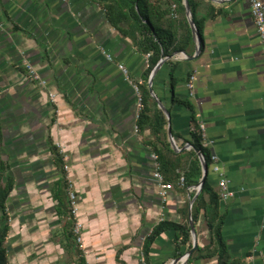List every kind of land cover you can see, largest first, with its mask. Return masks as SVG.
I'll list each match as a JSON object with an SVG mask.
<instances>
[{
    "label": "crops",
    "instance_id": "0c3cea01",
    "mask_svg": "<svg viewBox=\"0 0 264 264\" xmlns=\"http://www.w3.org/2000/svg\"><path fill=\"white\" fill-rule=\"evenodd\" d=\"M193 1L201 46L193 33L184 48L175 43L152 58L125 26L109 21L99 2L0 0V157L14 181L8 200L14 228L30 246L49 250L48 237L65 216L68 197L55 149L61 143L80 197L89 263L145 264L144 242L164 221L189 226L190 236L165 229L151 245L149 264H264V48L249 0ZM178 17L185 21L181 12ZM26 61L48 88L30 78ZM191 74L196 98L186 85ZM135 84L150 95L140 123ZM161 114L162 137L152 127ZM197 114L213 140L209 154L220 157L235 191L229 200L217 196L212 161L208 188L201 184ZM156 151L172 185L166 197L153 177ZM194 153L202 175L180 186ZM61 233L67 249V229Z\"/></svg>",
    "mask_w": 264,
    "mask_h": 264
},
{
    "label": "trees",
    "instance_id": "16d2710c",
    "mask_svg": "<svg viewBox=\"0 0 264 264\" xmlns=\"http://www.w3.org/2000/svg\"><path fill=\"white\" fill-rule=\"evenodd\" d=\"M99 2L106 11V15L111 23L114 25H123L125 30L138 44L140 50L145 54H150L152 58L158 57L160 54L168 53L170 46L178 43L179 48H184L188 43L193 42V32L190 26V22L185 14V0H92ZM175 3L177 5V12L184 15L185 21L182 23L179 17H174L170 8V4ZM193 18L195 19L197 27L198 22L195 17L196 5L193 0H190ZM124 31V30H123ZM184 31V32H183ZM155 65L153 62L150 68L145 74V79L148 80L151 68ZM140 90L143 99V109L140 112L138 122L140 123L145 115L147 104L146 97L150 96L148 88L140 84ZM165 123L166 119L161 114L153 119V130L156 135H165ZM196 136L199 138L197 132ZM2 145V136L0 132V148ZM196 149H199L204 154L206 161H211L209 149L202 147L199 142L195 145ZM56 149V154L61 164H64V159ZM157 152V151H156ZM159 162L161 165V172H164V161L160 158V152H157ZM63 166V165H62ZM186 184L192 182L198 183L202 175L201 162L198 154L194 153V159L191 161L189 168L185 171ZM64 188L67 193V179L63 175ZM14 188L13 178L8 174V166L2 161L0 157V264H10L8 248L5 243L9 236L10 226L7 222V202ZM208 188V183L204 185V189ZM218 196V195H217ZM68 197V194H67ZM65 210V216L74 221V214L70 205L69 197L67 198V204ZM199 204L197 203V207ZM223 221H220L217 229V239L224 248L222 241L221 227ZM176 228L184 233L183 239L186 240L190 236V227L175 224L173 222H160L151 234L146 238L143 246V253L145 264H149V255L151 245L155 238L161 234L165 229ZM69 241H72V245L76 242V238L72 231H68ZM79 262L77 264H88L86 256L82 250L77 249Z\"/></svg>",
    "mask_w": 264,
    "mask_h": 264
},
{
    "label": "rangeland",
    "instance_id": "374dc122",
    "mask_svg": "<svg viewBox=\"0 0 264 264\" xmlns=\"http://www.w3.org/2000/svg\"><path fill=\"white\" fill-rule=\"evenodd\" d=\"M27 62H25L26 64ZM27 67V66H26ZM29 73V71H28ZM44 78V77H43ZM46 79V78H45ZM48 80V79H47ZM36 82V81H35ZM39 84L38 82H36ZM49 83V81H48ZM42 86L41 84H39ZM43 88H48V86H42ZM52 99V98H51ZM53 100V99H52ZM58 151L60 155L64 154V157L66 158V161L64 160V164L62 167V175H64L67 179V194H68V187H70L76 192L78 201H77V214H75L74 221L70 218H67L64 216L62 219V222L59 223L57 226L53 227V233L52 236L48 237L49 241V250L44 249V245L37 247L36 246H30L28 241H25L23 237L21 236V233H17L18 230L16 226V230L14 228L15 226V220H14V214L13 211H11V202H7L6 212H7V222L10 226L9 236L7 238V241L5 243L6 248H8V255H9V262L10 264H77L79 262L77 249L82 250L86 256V251L83 246V223L80 221V215H79V202L80 197L76 186V180L73 176L72 172V164L68 159V155L66 154L65 146L61 143L57 144ZM69 165V170L67 171L65 169V165ZM9 200V199H8ZM67 229L68 231H72L74 233V236L76 238V242L72 245V241L67 240V249L66 247H62L63 245H66V242H63L64 235L60 231L62 228ZM15 237V238H14ZM21 246V247H17ZM143 253V252H142ZM141 259L143 262H145L144 256L141 255ZM88 262V261H87ZM88 264H91L88 262Z\"/></svg>",
    "mask_w": 264,
    "mask_h": 264
},
{
    "label": "built area",
    "instance_id": "2783aa9c",
    "mask_svg": "<svg viewBox=\"0 0 264 264\" xmlns=\"http://www.w3.org/2000/svg\"><path fill=\"white\" fill-rule=\"evenodd\" d=\"M249 1H250V7H251V14H252V17L256 25L257 33H258L260 42L264 48V0H249ZM169 6L171 8L172 15L177 18L179 16L177 12V5L175 3H171ZM0 27L3 28L4 24L0 23ZM148 55L150 56V54ZM107 56L110 60L114 59L111 54H107ZM26 62H27L26 66L29 71L30 78L33 81L38 82L42 86L47 87L49 84L48 80L43 78V76L38 72V70L30 62L28 61ZM120 68L123 70L124 74L128 78V70L126 69V67L123 64H120ZM196 78H197L196 74H191L186 84L189 90V94L192 98H196V90H195ZM134 87H135V91H136L137 98H138L137 120H139L140 112L143 109V99H142V94H141L139 84H135ZM50 97L54 101H56L57 95L55 92H50ZM197 115L198 116L195 120L196 132L200 138L202 147L209 148L210 146L213 145V140L208 135L206 124L204 120L201 119V115L200 114H197ZM135 131L136 132L139 131V124H136ZM62 157L64 160H66V158L64 157V154L62 155ZM152 158L154 160V167H155L153 171V177L155 178V181L161 187V194L164 197H166L168 194V189H170L172 185L170 183H166L164 179V176L160 169L161 165L159 162L158 155L156 153H153ZM211 161H212V170L218 175V178H219L218 189H217L218 196L221 200H224V201L229 200L230 198L235 196V191H233L229 186L230 180L227 176V171L224 165L222 164L220 157L216 153L211 154ZM65 169L67 171L69 170L68 164L65 165ZM185 183H186L185 175H182L180 177L178 184L180 186H185ZM68 197H69L70 205L72 208V212L74 216H76L75 214H77L78 197H77L76 192L70 187V185L68 187ZM142 255L144 256V253H142Z\"/></svg>",
    "mask_w": 264,
    "mask_h": 264
},
{
    "label": "water",
    "instance_id": "95a60500",
    "mask_svg": "<svg viewBox=\"0 0 264 264\" xmlns=\"http://www.w3.org/2000/svg\"><path fill=\"white\" fill-rule=\"evenodd\" d=\"M222 1H226V0H222ZM185 12H186V14H187V16H188V18L190 20V24H191V27H192L193 33H194V38H195L196 41H198L199 45L201 46V43H202L201 42V33L197 29L195 20L192 17V6H191V3H190V0H185ZM192 58H193V56H192ZM157 70L155 71V73H157ZM150 84L152 86L153 78L151 79ZM151 92L155 96L152 88H151ZM158 102L161 104L162 108L164 110H166V107L164 106V104L159 99H158ZM197 151H198V154H199V156L201 158V161H202V164H203V167H204V171H205V175H204V177H203V179L201 181V184L204 185L205 181H206L207 174L209 172V163L206 161V158L204 157L203 153L199 149ZM190 224H191V229H192L193 233L196 234V228H195L194 220L192 219V217H191V220H190ZM195 247H197V244H195ZM179 260H180V258L177 259V262Z\"/></svg>",
    "mask_w": 264,
    "mask_h": 264
}]
</instances>
